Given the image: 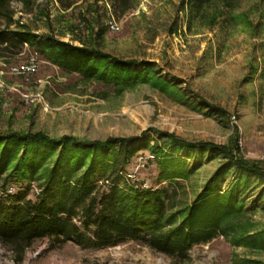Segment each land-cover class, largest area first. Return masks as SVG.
I'll list each match as a JSON object with an SVG mask.
<instances>
[{"label":"rangeland","instance_id":"rangeland-1","mask_svg":"<svg viewBox=\"0 0 264 264\" xmlns=\"http://www.w3.org/2000/svg\"><path fill=\"white\" fill-rule=\"evenodd\" d=\"M182 6V0H138L117 14L108 0H79L68 9L49 0V20L31 22L40 39L49 34L74 45L91 40L114 58L153 63L154 72L176 88L142 83L115 94L112 86L86 82L24 45L20 53L0 57V133L105 140L141 137L143 132L156 137V129L190 142L237 146L243 158L264 168V2L240 0L235 11L225 12L213 26H189ZM13 8L16 18L23 14L20 3ZM31 61L35 69L23 72ZM179 154L191 171L189 179L179 181V202L192 203L210 180L219 193L236 185L245 201L243 219L252 223V231L264 229V175L245 171L211 150ZM125 168L135 187L166 184L147 152L136 154ZM34 193L33 188L29 197ZM238 259L264 264V249L217 236L194 245L187 260L175 261L133 240L93 248L73 240L56 245L45 238L16 262L0 244V264H238Z\"/></svg>","mask_w":264,"mask_h":264},{"label":"trees","instance_id":"trees-1","mask_svg":"<svg viewBox=\"0 0 264 264\" xmlns=\"http://www.w3.org/2000/svg\"><path fill=\"white\" fill-rule=\"evenodd\" d=\"M48 1L0 0V57L18 54L27 45L67 73L112 86L115 94L142 83L163 90L176 88L154 72L153 63L114 58L91 40L74 45L49 34L40 39L34 31L38 26L31 22L49 20ZM56 1L68 9L79 0ZM108 1L114 13L123 14L138 0ZM239 1L182 0V9L185 5L189 26L200 22L213 26L225 12L235 11ZM15 2L23 13L17 18ZM28 14L31 19H25ZM152 131L156 137L143 132L141 137L105 140L52 137L43 132L0 133V244L16 262L45 238L56 245L73 240L93 248L133 240L175 261L187 260L194 245L217 236L230 238L234 245L264 249V229L252 231V223L243 219L245 201L236 185L219 193L210 180L192 203L178 201L183 188L179 181L191 175L179 153L211 150L225 154L245 171L264 175V168L243 158L237 146L190 142L174 133ZM139 152L155 160L164 186L142 188L131 182L125 167ZM33 188L36 193L31 198Z\"/></svg>","mask_w":264,"mask_h":264},{"label":"built area","instance_id":"built-area-1","mask_svg":"<svg viewBox=\"0 0 264 264\" xmlns=\"http://www.w3.org/2000/svg\"><path fill=\"white\" fill-rule=\"evenodd\" d=\"M110 28L111 29H114L115 28V25L112 23L111 25H110ZM31 63V64H30ZM29 64H25V65H23L22 66V68H23V72H28V71H32V70H34L35 69V63L34 62H30ZM12 191V188L10 189V192Z\"/></svg>","mask_w":264,"mask_h":264}]
</instances>
